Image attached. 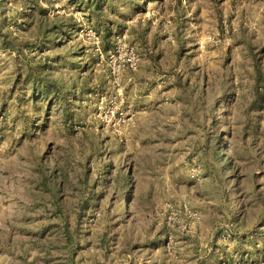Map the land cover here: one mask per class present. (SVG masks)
Returning <instances> with one entry per match:
<instances>
[{
    "label": "rangeland",
    "instance_id": "1",
    "mask_svg": "<svg viewBox=\"0 0 264 264\" xmlns=\"http://www.w3.org/2000/svg\"><path fill=\"white\" fill-rule=\"evenodd\" d=\"M0 264H264V0H0Z\"/></svg>",
    "mask_w": 264,
    "mask_h": 264
}]
</instances>
